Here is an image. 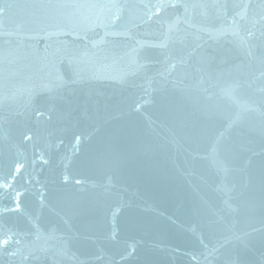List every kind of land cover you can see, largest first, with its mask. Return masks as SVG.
Returning a JSON list of instances; mask_svg holds the SVG:
<instances>
[{
	"label": "water",
	"instance_id": "1",
	"mask_svg": "<svg viewBox=\"0 0 264 264\" xmlns=\"http://www.w3.org/2000/svg\"><path fill=\"white\" fill-rule=\"evenodd\" d=\"M0 264H264V0H0Z\"/></svg>",
	"mask_w": 264,
	"mask_h": 264
}]
</instances>
